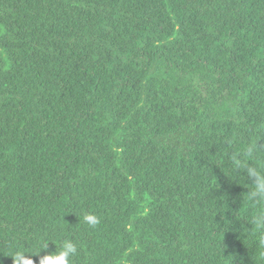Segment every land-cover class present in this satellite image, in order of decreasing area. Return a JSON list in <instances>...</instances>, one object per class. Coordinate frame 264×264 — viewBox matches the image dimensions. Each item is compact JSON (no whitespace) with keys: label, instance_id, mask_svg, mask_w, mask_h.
<instances>
[{"label":"trees","instance_id":"1","mask_svg":"<svg viewBox=\"0 0 264 264\" xmlns=\"http://www.w3.org/2000/svg\"><path fill=\"white\" fill-rule=\"evenodd\" d=\"M249 145L264 0H0V264H264Z\"/></svg>","mask_w":264,"mask_h":264},{"label":"clouds","instance_id":"2","mask_svg":"<svg viewBox=\"0 0 264 264\" xmlns=\"http://www.w3.org/2000/svg\"><path fill=\"white\" fill-rule=\"evenodd\" d=\"M253 159H261L258 148L254 145H249L243 152H234L230 154L228 161V171L237 173V171L245 173L243 179L251 181L248 185V191L245 194L246 200L250 204L256 205V211L249 219L252 225L250 234L255 240L260 255L264 256V160L259 164H253ZM83 221L91 226L99 223L96 216L91 214L83 215ZM227 227V226H226ZM42 250H47V242H41L35 256H38ZM77 254V245L68 238L59 242V246L55 245V250L46 252L40 256L38 264H72L71 258ZM23 255L25 261H30L34 264L31 256L27 253H17Z\"/></svg>","mask_w":264,"mask_h":264}]
</instances>
